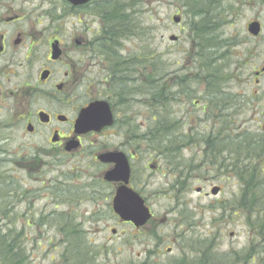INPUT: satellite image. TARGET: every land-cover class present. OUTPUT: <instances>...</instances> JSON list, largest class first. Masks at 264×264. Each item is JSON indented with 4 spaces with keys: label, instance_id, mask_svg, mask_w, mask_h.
<instances>
[{
    "label": "rangeland",
    "instance_id": "rangeland-1",
    "mask_svg": "<svg viewBox=\"0 0 264 264\" xmlns=\"http://www.w3.org/2000/svg\"><path fill=\"white\" fill-rule=\"evenodd\" d=\"M112 1L135 24L131 36L120 40L119 54L148 60V75L156 76V80L167 75V91L170 90L172 95L165 109L170 117L167 122L178 126V135L162 149L141 142V135L154 126L150 114L154 109H160L157 106L162 101L151 103L150 97L144 96L143 87L139 90L136 87L135 105L129 111V116L135 117L136 134L134 160L130 161L133 170L131 187L145 199L154 218L138 230L121 225L107 205L109 200L104 201L114 190L98 178V170L86 169V158L79 162L78 159H56L46 154L43 150L45 137L40 134L26 136L24 127L19 124V111L10 113L0 100V135L9 136V141H0V198H5V193L11 191L9 219L0 209V236L20 241L22 262L18 264H72L67 253L74 248L75 239L71 238L74 234L67 232H75L80 241L75 243L84 244L86 255L80 257L84 260L81 263L85 264H201L211 259L218 264H234L236 258H240L238 264H244L248 257L245 248L251 237L245 227L244 210L237 207L239 185L232 175L203 165L200 158L198 163L197 160L193 162L191 170H186V166L194 153L197 158L201 151L202 142L196 144L197 140L217 130L228 131L234 136L230 124L235 123L240 131L261 134L264 111L243 109L240 101L234 100L240 90L228 79L227 68L225 74L220 67H214L213 71L219 84L230 88L224 96L229 105L236 108L223 114L210 103L203 89L206 83L197 76L209 48L198 47L196 24L226 23L230 13L237 15L221 32L224 39L230 36L244 46L245 24L256 17L264 22V3H260L263 0H238L240 4L237 0H213V4L212 0ZM200 11L207 14L206 19L199 20ZM61 13V20L50 21L53 27L69 22L67 13ZM174 16L181 17L180 25L173 22ZM232 22L234 25L230 29ZM171 36L177 37V41H170ZM18 74L12 75L10 81L7 79L10 86L3 88L6 99L10 98L12 85L23 80ZM139 78L140 82L148 80L144 74ZM179 80L183 86L178 89L175 85ZM2 81L6 83L5 79ZM102 96H105L104 91ZM120 132L116 128L100 138L101 149L120 146L123 143ZM173 145L177 150L176 162L170 158ZM21 160H27V172L20 171ZM49 162L64 164L51 171L37 172L36 165ZM31 165L35 166L32 168ZM178 165L188 175L185 186L179 190L172 174ZM262 169L264 180V160ZM214 186L221 189L216 196L210 194ZM198 188L202 189L201 193L197 192ZM4 202L0 200V206H4ZM112 230L116 231L115 235ZM0 264L10 263L0 255Z\"/></svg>",
    "mask_w": 264,
    "mask_h": 264
},
{
    "label": "flooded vegetation",
    "instance_id": "flooded-vegetation-1",
    "mask_svg": "<svg viewBox=\"0 0 264 264\" xmlns=\"http://www.w3.org/2000/svg\"><path fill=\"white\" fill-rule=\"evenodd\" d=\"M211 3H214L213 0ZM260 3H264V0ZM237 4H240L238 0ZM119 7L112 0H90L89 3L78 7L67 0H0V100L5 103V108L10 113L19 111V124L24 127L26 136L40 134L45 137L46 147H43V150L46 154L56 159H78L79 162L81 158H86V169L98 170V178L102 182L105 172L111 170L113 166L99 163L97 157L107 152H121L127 156L130 163L134 160L136 143L133 122L135 117H130L129 111L131 106L135 105L136 87L139 90L140 64L139 57H123L118 52L120 40L115 39L113 31L121 27L115 18L116 12H121ZM61 11L67 13L69 22L53 27V22L50 21L61 20ZM236 16L230 13L228 19H225L226 23L221 21L214 23L208 19L209 22L196 24L198 47L202 50L209 48V54L202 60L197 76L204 84L206 83L203 89L211 101L214 98L211 95L219 98L220 94H226L230 89L219 84L213 71L214 67L222 68L224 74L228 69L230 73L228 79L232 84L238 85L240 90L234 100L240 101L243 109L262 112L264 22L256 17L245 24L243 46L230 36L228 39L232 42L224 39V33L221 32L228 21H234ZM206 17L207 14L201 12L200 18ZM128 19L131 20L129 16ZM252 23L259 24L257 35L249 33L248 27ZM133 25L132 22L130 26ZM233 25L234 22L229 28L231 29ZM240 49L241 51L237 52ZM123 59L127 68L123 64ZM229 59L232 62H229ZM225 63H228V66ZM123 71L128 77L122 76ZM17 72L23 80L12 85L13 91L9 93L10 98L6 99L3 88L10 86L7 79L10 81L12 75L15 76ZM151 78L153 87L147 91L153 94L163 90L164 97L161 96L160 99H164L165 104L171 102V92L167 91V75L163 87L156 85L161 83L160 80L156 81L152 75ZM3 79L6 83H3ZM103 91L105 96H102ZM149 97L151 103L157 99L155 96ZM95 103L107 105L113 118L112 126L100 132L77 134L75 124L80 113ZM155 110L149 116L152 121H156V117L160 115V109ZM163 111L165 120L170 121L165 107ZM116 128L121 131L123 143L116 148L101 149L102 143L99 139L108 136L107 133ZM1 132L0 129V134ZM0 141H9V136L0 135ZM30 161L34 163L33 160ZM63 164L58 162L55 165L49 162L36 165L37 172L51 171ZM19 166L22 167L21 172H27V160H21ZM33 166L35 165H31L32 168ZM132 171L131 167L130 187ZM103 183L114 190L110 197L104 199L106 202L109 200L107 205L110 211L121 225L131 226L121 222L112 210V199L118 184ZM10 195L11 191L8 190L5 193L4 206H0L7 218L10 214ZM205 195L209 196L208 193ZM246 204L243 217L251 241L245 248L248 257L245 258L244 264H264V199H248ZM231 212L234 210L231 209ZM222 217H225V214ZM258 242L260 245H257ZM71 259L72 264H85L74 262L81 257L72 255ZM238 260L240 258H236L234 264H238ZM214 262L211 259L210 262L201 264H218Z\"/></svg>",
    "mask_w": 264,
    "mask_h": 264
},
{
    "label": "trees",
    "instance_id": "trees-1",
    "mask_svg": "<svg viewBox=\"0 0 264 264\" xmlns=\"http://www.w3.org/2000/svg\"><path fill=\"white\" fill-rule=\"evenodd\" d=\"M116 14L117 16H115V18L118 19L121 27L119 26L118 29L113 31L115 34V39L121 40L131 36L133 30L132 28H135V24L131 27L130 24L132 21L129 20L128 16L124 13L116 12ZM146 63H148V60L143 61L142 58L139 60L140 74H144L148 80H146V82H139L138 86L140 88L143 87V90L145 89L144 91L146 94H144V96H155V99L159 95L164 97L163 90L160 92L156 91L153 94H151V91H147L148 88L153 87V84L151 82V76L148 75L149 72L147 71ZM123 64L127 68L125 59H123ZM122 76L128 77V74H125V71H123ZM154 78L156 79V76ZM164 79L165 75L163 74L159 79L161 83L156 85L163 87ZM177 83L178 84L175 86L178 87V89L179 87L183 86L182 81L180 83L177 81ZM211 97L214 98L210 101V103L216 105L217 107H215V109L223 114L236 108L232 105H229V100L224 96V94H220L219 98L215 95H211ZM160 100L162 102H160ZM155 102L162 103L160 106H157L160 108V115L156 117L157 120L154 122V126L149 127L147 132L141 135V142L155 144L158 146V149H162L168 142L170 143L171 140L175 141V138L178 135V126L174 123L170 124L165 120L163 111L165 107L164 99L157 98ZM230 127V130H232L231 133L234 132V136H231L228 131L217 130L216 132L212 133V135H208L206 137L204 136L200 140H197L196 144L199 141L202 142L200 147L203 149V151H198L199 153L197 158L196 153H194L192 161L188 163V166H186V170H191L193 167V162L200 158L203 165H209L213 169L222 170L226 172V174L229 173L232 175L236 180V183L239 185V194L237 198L239 201L237 203V207L244 210L247 205L246 201L248 199H264V180L262 178V162L264 160V132L256 135L254 133L247 132L246 130L240 131L238 130V127L235 126V123L230 124ZM222 133L224 134L222 135ZM224 135L225 137H223ZM172 147L173 148L170 158H172L173 161L177 150L174 148V145ZM198 160L196 163H198ZM176 161L177 160H174L173 162ZM191 173L192 172H189L188 174ZM172 174L176 177L175 185L178 190L179 187H184V183L188 178V175L187 173L183 172L181 166L178 165V167L173 170ZM0 200L3 201L5 198H0ZM65 225H67V222H65ZM67 233L70 235L74 234V236H71V238H73V240L75 239L72 243V247L74 248H72V251L67 253V255H73L77 257L85 256L86 250L84 244L75 243L80 242L78 238L75 237L76 233ZM20 247L21 245L18 239L11 237L10 240H7L5 237L0 236V255L5 257L7 263L18 264L22 262L20 258ZM77 261L84 262L83 259Z\"/></svg>",
    "mask_w": 264,
    "mask_h": 264
},
{
    "label": "water",
    "instance_id": "water-1",
    "mask_svg": "<svg viewBox=\"0 0 264 264\" xmlns=\"http://www.w3.org/2000/svg\"><path fill=\"white\" fill-rule=\"evenodd\" d=\"M67 1L75 7L90 2V0ZM173 20L176 24L180 22L179 18H174ZM248 30L252 35H257L259 32V25L257 23H252L249 25ZM169 40L175 42L177 38L171 36ZM112 123L113 118L107 105L105 103H95L80 113L75 124V132L77 134L100 132L104 128L110 127ZM97 158L102 164L113 165V168L104 174V181L107 183L120 184L116 190L112 203L114 213L120 217L121 221L132 223L136 228L145 226L151 219V214L141 196L128 187L130 166L126 156L120 152H107L99 155ZM218 192L219 188L214 187L211 190V195L216 196Z\"/></svg>",
    "mask_w": 264,
    "mask_h": 264
}]
</instances>
